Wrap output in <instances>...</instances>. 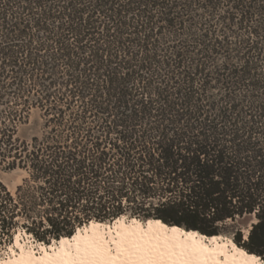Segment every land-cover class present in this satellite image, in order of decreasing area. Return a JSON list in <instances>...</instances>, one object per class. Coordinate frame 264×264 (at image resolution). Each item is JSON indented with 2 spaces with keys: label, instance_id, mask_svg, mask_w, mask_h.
Wrapping results in <instances>:
<instances>
[{
  "label": "trees",
  "instance_id": "trees-1",
  "mask_svg": "<svg viewBox=\"0 0 264 264\" xmlns=\"http://www.w3.org/2000/svg\"><path fill=\"white\" fill-rule=\"evenodd\" d=\"M0 164V248L128 216L264 264V0H0Z\"/></svg>",
  "mask_w": 264,
  "mask_h": 264
},
{
  "label": "bare ground",
  "instance_id": "bare-ground-1",
  "mask_svg": "<svg viewBox=\"0 0 264 264\" xmlns=\"http://www.w3.org/2000/svg\"><path fill=\"white\" fill-rule=\"evenodd\" d=\"M178 230V231H174ZM26 235L18 231L9 249L13 257L1 259L0 264H73L72 257H65L66 253L75 252L79 247L82 250V259L76 264H107L116 256V246L104 243L113 239L124 241L123 247L128 248L122 258L115 264H263L261 259L249 255L239 249L230 239L221 236L208 238L198 232H189L180 228H171L161 221H147L122 218L113 223L100 224L93 221L88 226L80 228L72 238L53 240L49 245L36 242L31 236L26 237L39 245L37 252L32 247H27L21 237ZM165 238L174 239L178 245L194 244L198 251L196 258L190 259L180 255L182 247H154L163 244ZM102 244L104 248H112L108 253L102 252V259L95 255V246ZM139 245V248L134 247ZM18 249H15V248ZM87 249L85 253L83 250ZM152 249L151 251H147ZM144 257L142 260L141 258Z\"/></svg>",
  "mask_w": 264,
  "mask_h": 264
},
{
  "label": "snow or ice",
  "instance_id": "snow-or-ice-1",
  "mask_svg": "<svg viewBox=\"0 0 264 264\" xmlns=\"http://www.w3.org/2000/svg\"><path fill=\"white\" fill-rule=\"evenodd\" d=\"M174 231H178V230H174ZM104 243H111L113 245L116 246L115 251H116V256L112 257L107 264H115L116 259L118 258H122L124 253L128 252V248L127 247H123L124 245V241L120 240L117 241L115 239L108 241V242H104ZM182 247V251L180 253V255L182 256H187L190 259H195L196 258V252L198 251V249L196 248V246L194 244H183V245H178L177 242L174 239H168L165 238V240L163 241V244H158L154 247H168V248H176V247ZM134 247L139 248V245H134ZM152 249H148L147 251H151ZM85 253L87 252V249L83 250ZM103 251H107L108 253H111L113 251L112 248H104L102 244H98L95 246V255L97 258H103L102 257V252ZM82 250L77 247L75 252H69L65 254V257H72L73 258V264H76L77 261L82 259ZM142 260L144 259V257L141 258ZM66 264H67V260H66Z\"/></svg>",
  "mask_w": 264,
  "mask_h": 264
},
{
  "label": "rangeland",
  "instance_id": "rangeland-1",
  "mask_svg": "<svg viewBox=\"0 0 264 264\" xmlns=\"http://www.w3.org/2000/svg\"><path fill=\"white\" fill-rule=\"evenodd\" d=\"M36 119H37V114L35 113V114H33L32 118H31V121L33 122V121H35ZM23 177H24L23 173H21V172H19V171L5 170V169L3 168V166L0 164V179H1V181H2L4 184H6L7 188L10 190V192L15 193L17 186H19V185L22 183ZM125 217H127V219H133V218H130V217H128V216H125ZM121 218H122V217H121ZM116 220H117V219H116ZM114 221H115V220H114ZM114 221H112V222H108V223L111 224V223H113ZM89 224H90V223H89ZM249 224H250V223L248 222V226H249ZM86 226H87V225H86ZM83 227H84V226H83ZM18 231H22V232L26 233V231L23 230V229H18L17 232H18ZM15 235H16V234H15ZM26 235H27V234H26ZM26 235H24V236L21 237L22 242H23V243L25 242L27 247H32L31 245H33V247L36 249V251L39 252V251H38V249H39V245L36 244V242H34L35 239H34V241H32V240L28 239V238L26 237ZM14 237H15V236H14ZM31 238H32V236H31ZM223 238H225V237H223ZM32 239H33V238H32ZM225 239H227V238H225ZM13 240H14V239H13ZM13 240H12V243H13ZM52 242H53V240L51 241V243H52ZM12 243H10V244H6V245L3 246L2 248H0V260H1V259H8V258H10V257H13L12 252H11V250L9 249V247H10V245H11ZM51 243H50V244H51ZM15 249H18V248L16 247Z\"/></svg>",
  "mask_w": 264,
  "mask_h": 264
}]
</instances>
